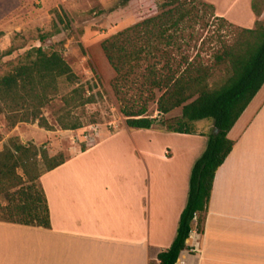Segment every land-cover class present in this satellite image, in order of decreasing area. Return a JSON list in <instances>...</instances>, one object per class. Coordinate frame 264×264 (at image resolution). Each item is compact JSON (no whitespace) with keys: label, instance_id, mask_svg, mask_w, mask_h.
Returning a JSON list of instances; mask_svg holds the SVG:
<instances>
[{"label":"crops","instance_id":"obj_1","mask_svg":"<svg viewBox=\"0 0 264 264\" xmlns=\"http://www.w3.org/2000/svg\"><path fill=\"white\" fill-rule=\"evenodd\" d=\"M9 2L0 22L26 12L32 0ZM211 4L215 17L237 26L252 28L257 19L251 0ZM263 17L264 9L258 19ZM138 130L150 134L146 143L105 136L44 171L39 181L50 226L0 221V264H159L157 254L175 236L190 169L206 136ZM227 137L234 144L215 172L203 232L194 228L186 240L198 249L182 251L175 264H264V82ZM159 138L184 144L161 147ZM250 211L259 217L250 219Z\"/></svg>","mask_w":264,"mask_h":264},{"label":"trees","instance_id":"obj_2","mask_svg":"<svg viewBox=\"0 0 264 264\" xmlns=\"http://www.w3.org/2000/svg\"><path fill=\"white\" fill-rule=\"evenodd\" d=\"M143 1L119 0L118 5L130 14H141ZM162 6L167 9L117 31L102 40L100 46L115 73L110 85L127 128L206 136L205 147L190 169L187 199L175 236L170 246L157 254L159 264H175L179 254L188 248L186 240L191 230L203 232L215 172L234 144L227 132L264 82V17L258 19L264 0H251V10L257 17L253 28L215 17L214 6L204 0H162ZM200 9L219 22V29L225 24L239 30L233 43L220 45L212 54L214 68H221L226 74L215 86L208 83L213 67H204L195 57L177 53L178 32L183 23L201 19ZM28 54L26 63L0 75V112L29 103L31 118L50 129L40 108L57 91L59 78L73 83L76 76L57 50L36 47ZM81 89L79 85L70 93L77 94ZM92 100L90 94L80 98L79 103ZM149 102H155L159 118L147 114ZM177 107H181L178 118L162 117ZM202 119L212 122L208 134L195 130L194 122ZM58 125L71 130L80 127L76 121H59ZM39 154L45 163L43 171L37 167ZM65 160L60 154L51 157L39 152L34 144L25 145L10 138L0 150V221L49 227V210L39 177ZM18 168L22 175L17 173Z\"/></svg>","mask_w":264,"mask_h":264},{"label":"rangeland","instance_id":"obj_3","mask_svg":"<svg viewBox=\"0 0 264 264\" xmlns=\"http://www.w3.org/2000/svg\"><path fill=\"white\" fill-rule=\"evenodd\" d=\"M9 1L0 0V15L3 11L1 9L7 10L10 6ZM204 1L216 3L220 8H224L229 2ZM118 3L119 0H67L62 3L50 0L46 4L40 0H32L26 12L20 10L0 22V75L26 63L32 48L42 47L47 51L57 50L61 53L76 76L73 83L64 77L59 78L56 83L57 91L40 108L41 116L50 129L41 127L38 119L31 118L29 103L20 109L17 107L0 112V150L8 144L10 138H14L25 145L34 144L39 152L44 151L48 156L60 154L63 158H69L80 152L82 147L91 146L105 136L110 141L122 143L136 140L139 144H144L150 139V134L145 130L125 126V117L120 112L119 102L110 85L115 73L100 44L117 31L144 17L160 13L167 7L162 6V0H144L143 12L130 14L127 8ZM232 10L233 17L237 18L238 5L233 6ZM203 11L205 10L200 9L198 12L200 20L183 23L177 34L180 45L177 53L186 54L190 59L195 57L196 62L204 67H213L208 83L215 86L222 82L226 74L223 69L214 68L212 54L220 45L222 47L223 44L233 43L239 30L225 24L219 29V22ZM238 19L244 21V17ZM79 85L82 87L80 92L71 95L70 91ZM131 93L133 91L129 92ZM90 94L93 95L91 102L79 103L80 98ZM147 114L156 118L161 116L156 110L155 102L147 104ZM180 114L181 107H177L162 117L174 120ZM22 118L26 120L21 121ZM59 121H76L80 127L61 129ZM193 125L198 133L208 134L212 130L210 119L195 121ZM182 144L184 141L181 139L159 138L161 147L167 145L171 149V146L175 148ZM36 159L39 171H43V158L39 154ZM17 173L22 175V170L18 168ZM0 202H3V195H0ZM247 214L250 219L259 217L256 211ZM190 248L189 246V252L193 253Z\"/></svg>","mask_w":264,"mask_h":264},{"label":"built area","instance_id":"obj_4","mask_svg":"<svg viewBox=\"0 0 264 264\" xmlns=\"http://www.w3.org/2000/svg\"><path fill=\"white\" fill-rule=\"evenodd\" d=\"M194 219H195V217H194ZM197 246H198L197 243L195 245L190 246L191 247L190 250L197 251V249H198Z\"/></svg>","mask_w":264,"mask_h":264}]
</instances>
